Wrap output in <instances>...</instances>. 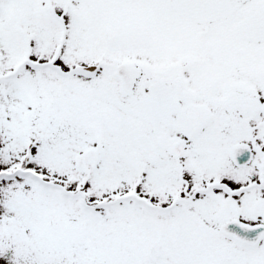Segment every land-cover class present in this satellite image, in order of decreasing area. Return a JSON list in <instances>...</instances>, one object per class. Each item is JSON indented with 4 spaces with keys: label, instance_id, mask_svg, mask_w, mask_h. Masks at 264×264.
Returning <instances> with one entry per match:
<instances>
[{
    "label": "snow or ice",
    "instance_id": "obj_1",
    "mask_svg": "<svg viewBox=\"0 0 264 264\" xmlns=\"http://www.w3.org/2000/svg\"><path fill=\"white\" fill-rule=\"evenodd\" d=\"M0 264H264V0H0Z\"/></svg>",
    "mask_w": 264,
    "mask_h": 264
}]
</instances>
